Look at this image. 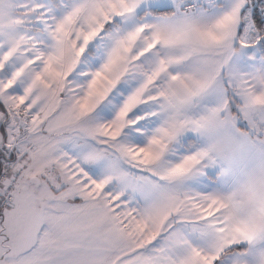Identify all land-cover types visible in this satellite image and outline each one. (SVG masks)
<instances>
[{"label": "snow or ice", "instance_id": "snow-or-ice-1", "mask_svg": "<svg viewBox=\"0 0 264 264\" xmlns=\"http://www.w3.org/2000/svg\"><path fill=\"white\" fill-rule=\"evenodd\" d=\"M0 264H264V0H0Z\"/></svg>", "mask_w": 264, "mask_h": 264}]
</instances>
